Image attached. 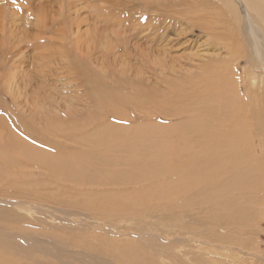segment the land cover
<instances>
[{
    "label": "rangeland",
    "instance_id": "1",
    "mask_svg": "<svg viewBox=\"0 0 264 264\" xmlns=\"http://www.w3.org/2000/svg\"><path fill=\"white\" fill-rule=\"evenodd\" d=\"M9 1L11 2V5L7 4L6 0H0V42L3 41V44H0V211L9 213L11 212V214H9L7 217V221H0V230H3L0 236L4 235L3 238L0 237V256L5 259L2 264H7L8 262V264H13L11 263V257L9 258L11 261L6 259L8 256H10L9 248L11 244H15V247L18 248V250L20 248L26 249V253L28 250H30V248L34 252V254L31 256L32 260L27 258L30 261L26 259V253L16 252L19 253L16 256L19 258L23 257L24 260L22 263L15 264H41L42 262L43 264H123L122 262L116 261L114 258L108 255L106 256V254L98 255L100 254L99 252L89 250L87 247H85V245H83L84 243L82 242L84 240L89 244L94 245L98 243V239L102 238H107L109 242H114L121 247H125L132 242H145L144 246H151L153 252H162L163 255L157 257V261L160 264H175L174 260L172 259V253L176 258L184 261L187 264H197L194 262L195 259H209L210 256L208 257L205 256L206 254H204V244L199 245L194 242H191L190 244L184 242L183 244H177L178 247H174L172 251H169L167 248L169 247L168 244L171 241L177 239L185 241L187 237L185 235L182 236L179 232L175 233L173 229H168V227L165 225L157 224L158 220H156V218H152L153 215L155 217V214L152 213L151 210L146 212L144 211L145 214L142 216V220H146L144 223L147 224V226H145V224H141V226L145 227V229H143L140 226L141 221L138 219L140 216L133 217L129 215L130 217L125 216L127 218L122 219H113L112 217H109L110 219H102V217L97 216V214L85 209V201L99 199L97 202H100V200H105L107 197L108 206L111 207L114 202H117L118 199H120L119 196L121 194H123L121 197L126 196L127 194V196L130 198L131 194L134 195V192H136L135 189L143 187L142 190L144 191V189L152 185L150 180H148L149 184L147 183L148 181L140 183L138 180L139 184L136 183L138 184V187L130 183L120 184L121 186L117 184L116 186L114 184L116 187H114L113 184L110 187V185H107L108 183L106 184L107 186L104 184H102V186L100 184L99 186L97 184L99 186L98 187L94 186L95 184L91 185L92 183L88 184L89 179L86 178H88L90 175H92V178L93 176L96 178L95 175L98 173L96 170H100L105 166L106 169L116 167L113 164L116 161V157L117 159L120 157L122 159H124V157L131 160L135 159L139 163L141 162L138 161V158L142 154L141 151H144L142 154L144 158L142 157L143 159H141L140 157L142 162L143 160H146L145 162H149L151 159L154 162L153 157H155L156 161H161L156 155H152L153 149H155L154 152L156 151L155 154L162 151L167 152L170 148L169 146H171L173 142L172 135H175V133L171 130L176 129L183 123L191 122L193 120V115L191 114L184 113L183 116H179L177 114L172 115L169 114L168 110L170 108L178 107L181 104L186 105L187 101L192 102L193 107L200 104L198 96L195 94V91L197 90V78L194 80L193 77H188V82H186V77L183 75L193 73L199 64L202 65L207 60V62H209L210 60L207 57L227 59L229 62L227 64L226 62H222L221 68L218 67L220 69L219 72L224 73L222 74V80L224 81L221 80L214 85H218L220 88H217L216 86L215 90H212L211 88H205L211 80L208 77L205 78H208L209 80L204 79V84H201V87L199 88L203 89L205 97L215 100L216 97L220 95V93L226 96V99L229 101L227 102L233 106V109H238L235 110L238 115L236 114L233 122L228 123L234 124L237 127H241L243 124V114L241 112L240 105L245 102L244 97L246 96L245 92L247 86V75L245 76V74H247V71L250 70L251 67L243 56V47L240 45H233V43L228 50L226 47H224V44H222L224 38L225 40L229 41L232 39V37L237 38L238 35L234 30H228L229 28L221 23L219 20L221 17V12L215 14L214 17L220 23L221 27L217 28L216 34L211 33L212 35H215V37H217L216 39L219 41V44L217 43L216 45L218 50H215V46L206 43V41L208 42V39H212L210 34L203 33L201 28H194V30L189 31V33H185L181 39L184 41L188 39V41L190 40L191 42L189 41L188 43H185V47H180V50L174 49L171 53V56L175 58L170 60L168 57H164V55H159L158 49H156L157 47H163V45H158L157 43L150 41L144 42L145 39L136 41L134 47L132 48L133 50L125 53L124 48H118V40L115 34H109L110 36L107 39L109 42L101 44V46L98 48H92L94 36L91 37L92 42H89L88 44L85 43V46L81 47V44L84 43L78 39L79 36L77 33L73 34L67 31H56L60 26L63 27V24L60 25L64 13V8L62 6L63 2L61 0ZM84 5L86 6L85 9H88L87 5L89 4L85 3ZM11 12H13L14 17L16 18L15 23H12L14 26L9 22L11 20ZM37 16L39 19H41V21L44 22H46V20L49 21L52 19H55L56 21L52 23L49 29H44L42 26L43 22H41ZM226 17L227 20H231L230 18H232H229L228 15H226ZM80 18H77L76 16L73 20L76 22V24H78L77 22L82 20V17ZM183 21L185 22V20ZM67 24L69 25V23ZM9 25L11 26L9 27ZM184 25L185 23L183 26ZM80 27L82 30H84L85 23ZM13 28L14 32H12ZM8 30L11 33H9ZM223 31L225 33H223ZM230 31L231 35L229 34ZM61 33H64V36H61L60 38V35H62ZM7 34L12 36L11 42ZM34 39L52 40L55 45L51 44L50 42H46L43 47L41 46V48L38 49L28 47L26 48L27 43L24 42L28 40L31 42ZM69 41L80 46L81 49L79 50L75 48L78 53L72 49L74 47L68 45ZM21 43L25 45H22ZM152 44H154V46ZM207 44L209 46H207ZM8 45H13L15 48H19L23 51V54L17 56V51L11 52ZM208 47L210 48L208 49ZM211 49L213 50L211 51ZM102 50L104 51L103 53ZM106 53L110 56H108ZM196 54L198 55L196 56ZM6 55H8V57ZM36 55H38L37 58H35ZM83 55H85V57ZM100 57L101 59H99ZM88 58L93 59V61H89ZM114 58H117L115 63L112 61ZM12 59H14V64L16 66L11 65L13 63ZM94 59H96V61ZM59 60L63 61V63ZM65 60L67 62H65ZM211 60V62L214 61L213 63H215L214 59ZM123 62H126V67H120V63ZM80 64L84 65L85 67H82L85 69H81V66L78 68ZM219 64L220 62L218 65ZM110 65L113 66L111 67ZM172 66H174V71L171 69ZM12 67H15V69L11 70ZM78 69L79 71H85L84 81L74 77L73 72L75 71L77 74ZM65 71H68L73 75H70L71 77L66 76ZM113 71L116 73V75L113 74ZM122 71H124L126 74H130L134 78L133 80L135 83H121L120 81H122L121 79L124 76ZM171 71L175 72V74H172ZM164 75L166 76L165 78H163ZM226 78L228 79L226 80ZM137 79L142 80L144 84L138 82ZM232 79L235 82H231ZM81 81L85 83V87L82 86ZM156 81H159V84H156ZM223 82L225 85L222 84ZM76 90H78V92ZM154 92L157 93V95L154 96ZM145 96L152 97V100L149 104L147 103L140 108H135V106L132 105V97H137L144 103L142 98ZM234 97L237 99L240 97V101L236 99V102ZM233 99L234 101H232ZM213 103L214 101L210 102L209 104ZM215 103L218 102L215 101ZM108 104H110V107L113 110L107 106ZM237 106L239 107L237 108ZM140 111L143 112V114L140 113ZM238 111H240V113ZM239 116H241V118ZM153 124H157V126ZM104 125H107L108 128H106ZM114 127H116L113 129L114 131L118 129V127L119 129L116 132H113V130L110 128ZM22 128L30 132L29 135L32 136V138L28 135V133L25 134ZM101 128L102 130L104 128L103 132ZM124 128H127L128 130H125ZM155 128L158 129L156 130ZM134 129L137 130L135 131ZM94 130H98L95 131L98 136L94 133L88 134V132H94ZM104 131H108L106 134L111 131L110 135H106ZM143 131H145L147 136ZM147 131L149 132L147 133ZM98 132L105 136H100ZM122 132H126V136L123 135ZM142 132L144 133L143 135ZM161 132H163V134ZM33 133L37 134L39 137H42V139L46 142L44 143L39 141L38 144L37 138L33 135ZM86 134L88 136L91 135L89 136L91 138L89 139ZM129 134L131 137H134L135 134L138 137L135 135L134 139H130ZM156 134H158V136H156ZM83 135L85 138H83ZM152 136H154L156 141L154 138L150 140ZM191 136L194 137L193 135ZM9 138H18L20 141H22L19 147H15L16 149H20L21 146L25 147L22 157L15 156L13 151H10L12 148L7 150V144H10V141H12H8ZM139 139H141V142L138 141ZM163 139L169 141L166 142ZM90 140L92 143H90ZM142 140H144V142ZM159 140L161 143L158 142ZM162 140L163 142L165 141L166 145L162 142ZM133 141H135V145H138L139 142L138 146L140 148L138 146L135 147L134 144H132L134 143ZM124 142L128 146L131 145L132 148L126 146ZM170 142L171 144H169L167 147V143ZM104 143L106 145L105 149L107 150L103 149L105 146ZM142 143L146 144L143 145ZM156 143L159 146H156ZM100 144L103 151L100 149ZM27 145H30V147L28 146L29 148H27ZM124 146L126 147L124 148ZM61 147L62 150L64 147L65 151H63L65 153H67L66 150H68V156L70 158L66 156L67 154L65 155V153L61 150ZM114 147H116L117 151L113 149ZM133 147L137 149L134 148V150ZM84 150L85 152L83 153L82 151ZM95 150H97V152ZM98 151L101 152L98 154ZM190 152H194V150L185 148L183 154ZM62 153L64 154L63 156L61 155ZM70 153H74L73 156L70 155ZM78 154H82L85 158L83 159V156L80 157L81 155L79 156ZM94 154L96 156H94ZM75 155L76 157L74 159L71 158V156L74 157ZM86 155L89 156V158ZM42 156H55L54 158H58L57 160L64 158L65 164H69L70 162L71 165H66V167H64V164V166L60 167H64L66 173L72 172L71 177H73L74 180L72 178H70L72 180H69L68 176H64V180H62L60 175H56L53 177V179H50V169L46 167L48 164L44 166L45 164L40 165L32 162V158L40 159ZM159 156L164 157V155L161 154H159ZM77 157L81 158L83 161L78 159V162L76 159ZM67 158L69 159L67 160ZM73 160L77 161L73 162ZM172 160L176 159L172 158ZM136 161L127 164H131L133 167L134 164H136L135 167H140L143 165H141V163L139 165ZM127 164L121 162L119 164L120 169H124L126 166V168H128ZM148 164L149 168H153L155 165H151V163H147V165ZM72 165L74 168L72 167L71 169ZM133 167H130L129 165V168ZM62 169L60 168V170H58V174H60L61 171L63 172ZM74 169L77 170L76 172L79 174H83L78 175ZM107 176L110 178V174H107ZM162 176H165L164 179H167L166 175ZM177 176L178 175H173V178ZM103 177H105V175H103ZM159 178H161V175ZM159 178L157 179L159 180ZM65 179H68L69 182H66ZM56 180L57 182L55 183ZM140 180L142 181V179ZM158 180H155L153 184H159V182L162 181V178L160 181ZM62 183H64V185L67 187L62 186ZM38 185L41 188L37 187ZM59 185L61 188H59ZM143 185L146 186V188H144ZM158 186L159 185L155 187ZM15 189L20 190V192L18 190L15 191ZM54 190L56 193H53ZM103 190L108 193L106 198V193H102L104 192ZM36 192L39 194H35ZM40 192H42L43 195H40ZM118 192L120 195H116ZM124 193L126 194L124 195ZM7 194L9 195L7 196ZM19 194H23V196L21 195L20 197ZM26 194L27 196L31 195L35 198H30L31 196L26 198ZM112 194L116 197L118 196L117 201L114 196L112 197ZM61 196H63V199H60ZM177 197L178 195L175 197V199H177ZM146 214H149L148 217ZM103 215H108V213L103 212ZM189 219L190 218L187 217V220ZM11 226L13 227L11 228ZM223 230L224 232L227 231L225 229ZM3 232L7 234H3ZM6 235L10 237H7ZM9 240L11 242H9ZM17 244H19V246ZM216 244V250L219 251L216 253V256L219 258L221 256L223 259L225 256V259H227L226 250L219 246L220 243ZM230 251L231 253H236L238 257L242 256L236 246H232ZM1 253L3 255H1ZM239 264H243V262L240 261Z\"/></svg>",
    "mask_w": 264,
    "mask_h": 264
},
{
    "label": "bare ground",
    "instance_id": "2",
    "mask_svg": "<svg viewBox=\"0 0 264 264\" xmlns=\"http://www.w3.org/2000/svg\"><path fill=\"white\" fill-rule=\"evenodd\" d=\"M6 1H7L6 2L7 4L11 5V2L9 0H6ZM16 1H19V0H16ZM61 1L63 2L62 6L64 8V13H63V17L60 22V25L63 24V27L60 26L56 31L57 32L67 31L73 34L77 33L79 36L78 39H80L84 43V44H81V47L85 46V43L88 44L89 42H92L91 37L94 36V40H93L94 42L92 43L93 46L92 45L91 46L94 49L98 48L99 46H101V44L109 42V40H107L108 37L110 36L109 34H115L118 40V43H117L118 48L119 49L121 47L124 48L125 53L133 50L132 48L134 47V44L136 41L145 39L144 42L150 41L153 43H157L158 45H163V47H157L156 49H158L159 55H164V57H168L170 60L175 58L171 56V53L173 52L174 49L180 50V47H185V43H188L190 41V40L188 41V39L186 41L181 40L182 36L185 33H189V31L194 30V28L195 29L201 28V30H203V33L210 34L212 39L211 40L208 39V42L206 41V43H209L212 46H215L216 48L215 50H218L216 45L217 43L219 44V41L216 39L217 37H215V35H212L211 33L216 34L217 28L221 27L220 23L214 18L215 14H217L218 12H221L220 13L221 17L219 19L221 23L227 28H229L228 30H231V31L234 30L235 33H237L238 35L237 38L232 37V39H230L229 41L225 40V38L223 40L222 38L223 40L222 44H224V47H226L228 50H229V47H231L233 43H234L233 45H240L241 47H243V51H242L243 56L245 57L249 66L251 67L250 70L247 71V74L244 73L245 76L247 75V82H246L247 86H246V92H245L246 96L244 97L245 102L240 105L241 112L243 114V117H242L243 124L241 125V127H237L234 124L228 123V122H233V119L235 118L237 114L235 110H238V109L236 108L235 110L233 109V106L228 103L229 101L226 99V96L220 93V95L216 97V100H215L209 97H205L203 93V89L199 88L201 87V84L202 85L204 84L205 82L204 79H206L205 77H208L211 79L209 84H207L205 88H211L212 90H215L216 87L220 88V86L214 85L223 79L222 74L224 73H220L219 68H221L222 62H226V64L229 62L227 59H222V58L216 59L214 57H207L210 60L209 62H207L208 60L207 61L204 60L206 61L204 64L202 65L197 64L198 66L196 65L197 67L193 71V73L183 75L186 77L185 78L186 82H188L187 80L188 77H193L194 80L197 78V90L195 91V94H197L200 104L193 107V103L190 101H187L186 105L181 104L178 107L174 106L175 108H170L168 110L169 114H172V115L177 114L179 116H183L184 113L191 114L193 115V120L191 122L183 123L180 126H178L176 129L171 130L175 133V135H172L173 137V142L171 141L172 145L169 146L171 142L167 143L168 144L167 147L168 146L170 147L169 150L167 149L168 150L167 152L162 151V152L155 154L156 152V151L154 152L155 149H153L154 154L150 152L152 153V155L154 156L156 155L158 159L161 161H156L155 157H153L154 162L151 159L149 162L148 161L145 162L146 160L145 161L143 160L144 162L143 163L142 160H140V157L141 159L144 158V156H142L144 151H141L142 154L138 158L139 159L138 161H141L139 163L135 159L131 160L129 158L127 159L126 157H124V159H122L121 157L120 158L118 157L119 159H117L116 157L115 159L116 161L113 163L116 167L106 169V166H105L100 170H96L98 172L97 175H95L96 178L93 176L94 178L93 179L92 175H90L91 177L88 175L89 177L86 178V179H89L88 184H91V183H92L91 185L95 184L94 186H98V185L100 186V184L102 186V184L106 185L108 183L107 184L108 186L110 185L111 187V185L113 184V186L116 187L117 185H120V184L130 183L138 187L139 181L140 183H144V181H148V180L152 182V185L151 186L148 185L149 187L146 188L144 184L143 186L144 188H146L144 189V191L142 190L143 187L135 189L136 192H134V195L131 194L130 198L129 196H127L126 193H124V195L126 194V196H123L126 198H123L121 197V195L123 194L120 195L118 192V194L116 195H120L119 196L120 199H118V196L116 197L112 194V197L114 196L116 201L117 199L118 201L114 202L111 205V207H109L107 203L108 193H106L103 190L104 192L102 193L104 194L106 193L105 198L107 197L106 198L107 200L106 199H105L106 201L100 200V202H97V200L99 199L93 200V201L84 200L85 209L91 211L92 213L97 214V216L102 217V219H106L109 217H112L113 219L115 218L122 219V218H127L125 216L130 217L129 215L133 217L140 216V218H138L139 221H141L140 226L141 224H145L144 222H146V220H142L143 219L142 216L145 214L146 211L151 210L152 213L155 214V217L153 215L152 218H156V220H158L157 224L165 225L166 227H168V229L169 228L173 229L175 233L179 232L182 236L185 235L187 237L185 241L178 240V239L171 241L168 244L169 247L167 248L169 251H172L174 247H178L177 244L179 243L183 244L184 242L189 243V244L191 242H194L199 245L201 244L205 245L204 254H206L205 256H208V257L210 256V258L207 260L195 259L194 262L197 264H239L240 261H242L243 264H264V0H61ZM85 3L89 4L87 5L88 9H85L86 8V6L84 5ZM226 15H228L229 18L232 17L230 18L231 20L228 19L229 20L228 21L226 19L227 18ZM76 16L77 18L82 17V20H79L77 22L78 24H76V22L73 20L74 17ZM10 17H11V20L9 22L11 25L14 26V24L12 23H15L16 18L14 17L13 12L10 13ZM39 20L41 21V19ZM183 20H185V22ZM55 21H56L55 19H52L49 21L46 20V22L44 21H41V22H43L42 26L44 29H49L52 23H54ZM67 23H69V25ZM84 23H85V29L82 30L80 26ZM184 23L185 25L183 26ZM11 25H9V27ZM13 30L14 28L12 29V32H14ZM10 31L9 33H11ZM231 31L229 32V34L231 33ZM223 33L225 32L223 31ZM61 34L62 35H60V38L61 36H64L63 35L64 33H61ZM7 35L9 36L10 42H11L12 36H10L9 34ZM46 42H50L51 44L55 45V43L52 40H41V39H34L31 42H29L28 40L24 43H27L26 48L28 47V48L38 49V48H41V46L43 47ZM0 44H3V41L0 42ZM22 45H25V44H22ZM68 45L71 47H74L72 49H74L75 52L81 49L78 44H75L74 42H71V41H69ZM152 45L154 46V44ZM207 46L209 45L207 44ZM9 47H10L11 52L17 51V54H16L17 56H20L21 54H23V51L20 50L19 48L16 47L17 48L16 49L13 45ZM75 48H77V50ZM209 48L210 47H208V49ZM212 50L213 49H211V51ZM103 52L104 51L102 50V53ZM6 53H9V52H6ZM197 55L198 54H196V56ZM6 56L8 57V55ZM83 56L85 57V55ZM37 57L38 55L35 56V58ZM99 59H101V57ZM211 59H214L215 63H213L214 61L211 62L212 61ZM12 60H13V63L11 65L16 66L14 64V59ZM66 60L65 62H67ZM88 60L93 61V59L91 58H88ZM94 60L96 61V59ZM116 60L117 58H114L112 60L113 63H115ZM61 62L63 63V61ZM219 62L220 64L218 65ZM80 66H81V69H85L83 68L85 67L84 65L80 64L78 68ZM110 66L112 67L113 65H110ZM124 66L125 67L127 66L126 62L120 63V67H124ZM173 67L174 66H172L171 69H173ZM14 69L15 67L11 68V70H14ZM228 70H229V67H228ZM173 71H171V73L175 74V72ZM188 71H191V70H188ZM65 73H66V76H70L74 74V77L79 78L83 81L85 80L84 70L79 71L78 69L77 71L78 75L76 74L75 71L73 72V74H70L68 71H65ZM113 74L116 75L114 71H113ZM122 74H124V76L121 79L122 81H120L121 83H128V82L135 83V81L133 80L134 78L130 74H126L124 71H122ZM178 74H182V73H178ZM165 77L166 76L164 75L163 78ZM227 79L228 78H226V80ZM137 80L138 82L144 84L142 80L140 79H137ZM83 81H81V84L82 86L85 87V83H83ZM232 81L233 79L231 80V82ZM155 83L159 84V81H156ZM222 84H224V82ZM78 90L76 91L78 92ZM155 95H157V93L154 92V96ZM142 99L144 100V103L139 98L132 97V105H134L135 108L143 107L147 103L149 104L151 102L152 97L145 96ZM236 99L237 98H235L236 102L237 100L240 101V97L237 100ZM212 101H214V103L215 101H217L218 103H215V105L214 103L209 104ZM232 101H234V99ZM107 106L110 107V104H108ZM238 107L239 106H237V108ZM238 112L240 113V111ZM140 113L143 114V112L141 111ZM239 117L241 118V116ZM107 125H104V126L108 128ZM153 125L157 126V124H153ZM5 127H2V128H5ZM116 127L110 128V129L113 130ZM22 129L25 134L28 133L29 135L30 132H28L24 128ZM118 129H116L115 131L113 130V132H116ZM98 130H94V132H88V131L87 132L88 134L89 133L96 134L95 131H98ZM106 132L104 131L105 134ZM110 132L111 131H109L108 133L109 135H110ZM143 132L145 133V131ZM143 132H142V135L144 134ZM148 132L149 131H147V133ZM98 133L100 136L101 135L105 136L101 134L100 132ZM150 133H151V130H150ZM161 133L163 134V132ZM33 135L37 138L38 144H39V141L44 142V143L46 142L42 139V137H39L37 134L33 133ZM96 135L98 136V134ZM123 135L126 136V132L123 133ZM135 135L134 137H131L129 134L130 139L132 138L134 139ZM191 135H193L194 137H192ZM156 136H158V134H156ZM30 137L32 138V136ZM136 137L138 136L136 135ZM83 138H85V136ZM90 138L91 137H89V139ZM152 138H154V136H152L150 140H152ZM111 139H108V140H111ZM9 140H12V141H10L11 142L10 144L9 143L7 144L8 146L7 150L12 148L10 151H13V154L15 156L22 157L25 147L21 146L20 149L15 148V147H19L22 141H20L18 138H13V139L9 138L8 141ZM140 140L141 139H139L138 141ZM142 141L144 142V140ZM165 141L163 142L164 144H165ZM133 142L134 143L132 144H134L135 147L139 145V142H138V145H135V141ZM158 142L161 143L160 140ZM90 143H92L91 140H90ZM125 145L128 146L126 143ZM28 146L30 147V145H27L26 147L29 148ZM126 146H124V148ZM156 146H159V145H157L156 143ZM105 147L106 145L103 147V149H105ZM128 147H131V145ZM135 147H133V149ZM185 148L194 150V152L183 154V151ZM84 149H85V146H84ZM100 149L103 151L102 146ZM113 149L117 151L116 147H114ZM142 149H145V148H142ZM61 150H62V147H61ZM63 150L65 151L64 147H63ZM71 150L69 151L72 152ZM66 151L67 153L65 152L64 153L65 155L67 154L66 155L67 157H69L68 150ZM95 151L97 152V150ZM82 152L84 153L85 150ZM100 152L98 151V154ZM74 153L72 154L70 153V155L73 156ZM7 154H10V153H7ZM86 154H89V153H86ZM159 154L164 155V157H160ZM61 155L63 156L64 154L62 153ZM76 155L74 157L71 156V158L74 159ZM78 155L79 156L81 155L80 157L83 156L82 154H78ZM94 156L96 155L94 154ZM54 157H51V156L43 157L42 156L40 159L32 158V162L40 164V165L45 164L44 166L48 164L49 167L48 166L46 167L50 169V176H51L50 179H53V177L56 175H60L62 180H64L63 179L64 176L66 177L68 176L69 180H72L73 179V177H71L72 172L66 173L65 168H64L66 167V165L67 166L71 165V163L68 161L69 164L67 163L65 164L64 158H62L64 160L61 161L62 160L61 158L57 160L58 158L56 159ZM87 157L89 158V156ZM69 158H67V160ZM84 158L85 157L83 156V159ZM172 158H175L176 160H172ZM76 159L78 160L81 158L77 157ZM77 160L75 161L73 160V162H76ZM81 161L83 160L81 159ZM135 161L139 165L140 163L141 165L143 164L142 165L143 167L142 166L135 167L136 164H134V167H133L131 164H129L130 167H133V168H129V165L127 163H131ZM121 162L122 163L124 162V164L126 163L128 165V168H126L127 167L126 166L125 168L123 167L124 169H120L119 164ZM147 163H151V165L152 164L153 165L155 164V165L153 166V168L151 166H150L151 168H149V164L147 165ZM60 166H64V167H60ZM59 167L61 169L63 168L62 169L63 172L61 171L60 174H58L59 172L58 170H60ZM72 167L74 168L73 165L71 166V169ZM76 171L77 170H75V172ZM111 173H114V174H111ZM81 174L83 173H80V174L78 173V175H81ZM107 174H110V178L109 176H107ZM103 175H105V177H103ZM160 175H161L162 181L159 182V184L155 183L154 185L153 184L154 181L158 180L157 178H159ZM162 175H166L167 179H164L165 176L163 177ZM173 175H178V176L173 178ZM161 178H159L158 181H160ZM140 179H142V181ZM56 182L57 180L55 181V183ZM66 182H69L68 179L66 180ZM64 183H62V186H65ZM147 183L149 184V181ZM114 184L115 185L117 184V185L115 186ZM156 184L159 186L155 187L157 186ZM37 187H40V186L38 185ZM59 188H61V186ZM19 189L22 190L21 188ZM16 190L18 189H15V191ZM20 190L18 191L20 192ZM37 193L38 192H36L35 194ZM53 193H56V191L54 190ZM27 194H26V198L31 196V195L27 196ZM8 195L9 194H7V196ZM19 195L20 197L21 195L23 196V194H19ZM40 195H43V193L40 192ZM177 195L178 197L177 199H175ZM30 198H35V197L31 196ZM61 198L63 199V196H61L60 199ZM72 203H73V200H72ZM103 212H107L108 215H103ZM9 214H11V212L9 213V212L0 211V221H7V217ZM187 217H189L190 219L187 220ZM145 226H147V224H145ZM12 227L13 226H11V228ZM141 227L145 229V227L143 226ZM223 229L227 231L224 232ZM2 231L3 230H0V234H2ZM3 234H7V233L3 232ZM0 237L3 238L4 235ZM7 237H10V236H7ZM9 242L11 241L9 240ZM82 242L84 243L83 245H85V247H87L89 250L99 252L100 254L98 255L106 254V256L108 255L114 258L116 261L122 262L123 264H160L157 261V257L163 255L162 252H153L151 246H144L145 242L144 243L132 242L126 246L124 245L125 247L122 246L123 248L120 245L115 244L114 242H109L107 238L98 239L97 240L98 243L94 245H91L87 241H84V240ZM216 243H220L219 246L222 249L226 250L227 259H225V256H224V259L221 258V256L220 258L216 256V253L219 252L218 250H216L217 249ZM17 245L19 246V244ZM96 245L99 247H97ZM232 246H236L242 256L238 257L237 254L233 252L232 254L230 251ZM30 250H28L26 253V249L20 248L18 250V248L15 247V244L14 245L11 244L9 248L10 256H8L6 259L10 260L9 258L11 257L12 259V261L10 260L11 263L13 264L22 263L24 258L23 257L19 258L18 256H16L17 254H19L16 252H21V253H26V259L28 258L32 260L31 256L34 254V252L32 251L31 248ZM1 255L3 254L1 253ZM171 255L173 256L172 259L174 260L175 264H187L184 261L176 258L173 253ZM4 261L5 259L1 257L0 264H2ZM41 264H43V262Z\"/></svg>",
    "mask_w": 264,
    "mask_h": 264
}]
</instances>
